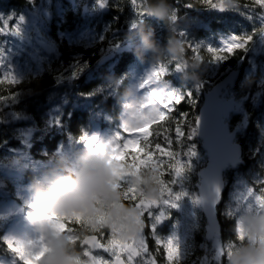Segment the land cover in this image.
<instances>
[{
  "label": "trees",
  "instance_id": "trees-1",
  "mask_svg": "<svg viewBox=\"0 0 264 264\" xmlns=\"http://www.w3.org/2000/svg\"><path fill=\"white\" fill-rule=\"evenodd\" d=\"M47 2L52 5L47 36L53 41L56 53L44 63L40 73L29 75L17 87L0 85V95L8 96V99L0 100V207L18 202L16 194L20 189H36L40 175L58 174L74 179L90 190L92 206L97 212L124 216L139 205L126 201V186L133 187L142 202L162 183L142 170L139 178L126 180L116 190L97 186L84 176V163L80 160L84 141H80V136L120 129L127 109L125 101L131 95L134 71L143 74L149 66L159 68L164 65L169 71L166 77L163 76V82L176 96L189 88L194 91L195 103L185 101L177 111L198 115L203 94L228 72L239 70L238 82L231 91L242 111L232 114L229 124L233 130L238 129L236 142L242 145L243 154L240 165L225 174L226 188L217 209L221 227L218 238L224 254L219 261L211 258L210 264H240L241 254L251 243L248 236L243 240L239 238V216L227 212L226 202L235 176H241L256 193L264 196L262 10L253 7L252 0H212L223 6L222 11L212 7L208 0H136L135 5L131 0H107L103 8L96 0H0V23L11 16L9 23L12 24L24 11H34ZM188 4L192 6L188 7ZM133 7L142 9L145 16H136ZM134 19L137 24L133 29ZM234 33H254L247 51L237 50L223 60L208 51L209 44L217 49L225 48L224 41L232 43ZM190 43L198 45L195 51H189ZM85 62L88 66L78 77H72L77 63ZM176 64L181 67L176 69ZM201 84L203 87L197 90ZM5 88H8L7 93ZM90 92L94 94L87 95ZM6 105L21 118L20 121L7 122L3 111ZM191 143L203 156L197 135ZM71 159L77 161L75 173L70 170ZM195 163L188 186L197 193L199 172L206 164L204 160ZM160 179L164 181L163 174ZM171 180L169 175V182ZM198 217L199 226L193 232L190 247L184 259L175 264H199L204 257V246L210 244L206 238L208 224L202 210ZM69 219L82 222L91 233L100 230L92 226L93 218L89 216ZM141 219L144 221L143 215ZM16 221L7 220L0 214V264L16 256L8 246L10 229ZM168 223L165 228H157L155 234L159 237L157 243L163 241L165 247L172 230ZM102 228L109 229L107 226ZM74 234L76 240H68L61 253L65 258L85 264L91 251L77 240L92 235L83 229ZM149 243L155 248L150 234ZM100 254L107 256V253H96L95 256ZM156 254L160 256L161 264H166L162 249L157 248ZM18 261L17 264L22 263Z\"/></svg>",
  "mask_w": 264,
  "mask_h": 264
},
{
  "label": "rangeland",
  "instance_id": "rangeland-1",
  "mask_svg": "<svg viewBox=\"0 0 264 264\" xmlns=\"http://www.w3.org/2000/svg\"><path fill=\"white\" fill-rule=\"evenodd\" d=\"M51 6L47 2L34 11L26 10L21 13L25 20L19 21L18 17L10 24H19V35L14 32L0 33L2 35L0 49H3V54L0 55V59L3 60V65L0 66V76L4 73H11L17 81V83L11 84V87H17L29 75L40 73L44 63L56 53L53 41L47 36L52 20ZM3 23L4 21L0 23V26H3ZM153 68V66H149L143 71V74L138 71L133 72L130 85L131 95L125 101L127 109L122 116L121 126L127 125L132 128L140 127L142 124L146 126L149 120L160 119L164 116L160 111V104L173 91L170 86L163 82V75L153 76L144 87L140 86L144 80L148 79ZM225 98L233 99L231 89L227 91ZM236 106L238 113H240L242 111L241 104L236 102ZM7 107L8 105L3 109L7 122L20 121L21 118L15 116L12 110ZM229 121L230 118L227 122ZM119 130H109V132L101 134L95 131L89 137L99 136L100 140L94 144L84 142L81 150L82 157L80 158L84 163V176L103 189L116 190L122 182L139 178L143 170V173L148 171L151 177H155L159 183L163 184L164 181L160 177L164 170L157 165L155 160L151 159V153L140 164L133 165L124 162L126 149L119 154L103 149L104 140ZM137 148L138 145L133 150L136 151ZM196 151L198 155L191 158V165L179 175L172 165L170 167L172 169L170 175L173 191L183 190L188 193L187 196L178 201L179 207L173 208L163 203L164 196L161 187L144 197L157 202L152 205L154 214L159 215L161 211L170 213L157 228H165L169 222L168 226L172 230L167 242L172 237H177L178 240L173 241V243L178 244L180 248L181 259L176 261L184 259L190 247L193 232L199 226L198 216L202 210L199 203L193 202L194 197H199L198 192L195 193L188 186L190 174L196 166L195 162L202 160L205 164L208 162L205 151L203 156L198 150ZM66 157L68 158V155ZM70 163V170L74 173L77 172V161L73 162L71 159ZM183 163L187 164V161H183ZM39 177L36 189H20L16 194L18 202L2 205L0 214L7 220H17L11 226L8 237L13 244L17 246L24 244L31 251H39L41 242L48 245L49 251L45 253L41 264H83L73 258H65L61 253L62 247L68 240H76L75 234V239H71L67 233H64L65 226L62 223L64 217L82 219L89 216L93 218V221L91 220L92 226L98 229L107 226L116 234V238L121 240L136 239L142 235L145 226L141 219L143 210L140 204L122 217L102 214L92 206L93 195L91 191L80 186L74 179L58 174H52L50 177L40 175ZM250 189H252L250 185L241 176H235L226 202L227 212L238 214L239 234L243 237L248 236L251 243L250 247L241 254L242 260L240 259L239 263L264 264V240L259 239L264 238V206H261L259 201L261 196L253 189V192L250 191ZM36 201H39L45 209L49 210L52 216L36 222L30 221L27 213L32 211L31 204ZM41 237H43V241H41ZM30 241L35 243H29ZM204 249L205 254L199 264H210L211 258L219 261L222 257L220 250H223V247L218 237L211 240L210 244H205ZM145 251H147L146 248L139 253V258L134 261V264H149L151 256L148 253L146 257ZM133 254L135 255V253ZM87 255L88 261H85V264H97V257L101 254L98 256ZM106 257L111 258L108 253ZM17 262L19 263L17 257L14 256L11 260L2 261L1 264H17Z\"/></svg>",
  "mask_w": 264,
  "mask_h": 264
},
{
  "label": "snow or ice",
  "instance_id": "snow-or-ice-1",
  "mask_svg": "<svg viewBox=\"0 0 264 264\" xmlns=\"http://www.w3.org/2000/svg\"><path fill=\"white\" fill-rule=\"evenodd\" d=\"M107 0H96V3L103 8ZM132 4L135 5L136 0H131ZM212 7L219 10H223L222 5H217L212 3V0H208ZM191 7V4L187 5ZM252 6L258 9H261L262 16H264V0H252ZM136 16L143 18L145 13L142 9H136L133 7ZM15 14L13 13V16ZM12 19L10 16L8 19L4 20L3 26H0V33L14 32L15 34H20L19 24L10 25L9 21ZM19 21H24L25 17L23 15L19 16ZM137 21L134 19L132 21L131 27L134 29L136 27ZM260 32L264 33V26L260 28ZM255 33V30H254ZM254 33L251 35H239L232 34L230 43L229 41H224L226 45L225 48L217 49L212 45H208V51L215 53L218 60H223L228 58V54H235L237 50L247 51L250 43L254 38ZM182 34H185V31L182 30ZM198 45L189 44V51H195ZM3 54V49H0V55ZM3 65V60L0 59V66ZM87 62L84 64L77 63L75 70L72 71V77H78L80 73L87 67ZM181 66L179 64L175 65L176 69H179ZM168 69L161 65L159 68H153L152 73L149 74L147 80H144L140 85L144 87L145 84L153 78V76L163 75L166 77L168 75ZM17 83L15 78L11 73H4L0 76V85H8ZM203 85H199L197 90H200ZM8 92V88H5V93ZM13 92V91H12ZM14 93V92H13ZM94 93H87L91 96ZM8 99L7 95H0V100ZM191 101L189 103H195L194 91L192 89H187L180 93L179 96H176L175 93H171L168 98H166L163 103L160 104V111L164 115V119L153 118L149 120L145 125H141L137 128H132L127 125H122L120 130L111 135L109 138L105 139L102 147L108 152H113L114 154H119L121 151L126 149L125 152V161L133 165L140 164L141 161L145 160L151 153V159L157 162V165L164 169L163 178L164 183L161 185L162 195L164 196L163 203L169 205L170 207H179L178 201L187 196L186 191L174 192L171 182H169V175L172 169H169V165L174 167L177 175L182 173L189 167L192 163L193 157L197 156L196 145L191 143V140L197 135L200 131L202 124V117L199 115H193L191 112H178V106L185 102ZM212 107H215L216 101L213 99L210 101ZM189 117L191 119L189 120ZM189 121H191V127H189ZM58 122V121H57ZM80 141L87 142L88 144H94L100 140L99 136L89 137L87 133H84L80 136ZM139 145L136 151H133V148ZM127 146V148H126ZM144 151H140V149ZM167 161V163H161ZM187 161V164L183 163ZM123 184V182H122ZM250 191L253 192L252 189ZM217 200L221 196V188L219 185L216 186ZM125 197L126 201H131L134 205L139 203L141 209L143 210V217L145 222V227L142 235L136 239H126L121 240L116 238L111 229L100 228L99 231L91 233L88 229L84 228L82 222H77L74 219H69L67 217L62 218V223L64 227V233H67L69 238L75 239L74 233H78L83 229L86 234L94 235L95 239L88 243L84 241L83 238L77 240V243L82 244V246L89 248L91 254L95 255L96 253H108L111 258H108L104 255L97 257V264H134V261L139 258V253L144 251L146 248L147 251L144 252V255L147 257L148 252L152 253L149 264H161L160 256L156 254V249H162V259L164 262L172 261L175 264L177 259H181L180 248L178 244H174L173 241L178 240L177 237H172L165 247L164 242L159 240L157 237L156 231L157 226L162 223L170 213L161 211L159 215L154 214L152 205L154 201L148 200L147 198L143 199L141 203L140 194L131 186L125 187ZM261 206H264V196L259 197ZM194 203H200V197H194ZM215 202V203H216ZM32 211L27 213L28 219L30 221L36 222L42 219H46L52 216V213L45 209L44 206L36 201L31 204ZM149 234L154 238L155 248L149 243ZM241 240L244 237L241 235L239 237ZM264 240V238H259ZM43 241V237H41ZM29 243H35L30 241ZM9 249L16 254L18 260L22 264H41L42 259L45 256V253L49 251L48 245L41 242L39 251H31L29 248L20 244L17 246L13 244L11 240H8ZM135 253V255L133 254ZM220 254L223 255V250H220Z\"/></svg>",
  "mask_w": 264,
  "mask_h": 264
},
{
  "label": "water",
  "instance_id": "water-1",
  "mask_svg": "<svg viewBox=\"0 0 264 264\" xmlns=\"http://www.w3.org/2000/svg\"><path fill=\"white\" fill-rule=\"evenodd\" d=\"M239 76L240 71L233 70L205 92L198 113L202 117V124L197 137L208 159L206 166L199 172L198 196L201 198L199 205L208 224L206 232L208 241L221 234L217 209L226 188L225 174L240 165L243 154L242 145L236 142L237 131L232 130L227 122L232 114L237 113L238 107L234 98H225L227 91L235 88ZM213 99L216 101L215 107L210 104ZM217 185L221 188V196L216 202ZM94 239L92 235L86 237L84 241L91 243Z\"/></svg>",
  "mask_w": 264,
  "mask_h": 264
}]
</instances>
